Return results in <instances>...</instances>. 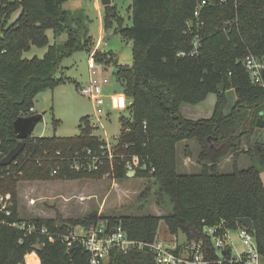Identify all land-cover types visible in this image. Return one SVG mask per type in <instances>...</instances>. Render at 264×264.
I'll list each match as a JSON object with an SVG mask.
<instances>
[{
  "label": "trees",
  "instance_id": "trees-1",
  "mask_svg": "<svg viewBox=\"0 0 264 264\" xmlns=\"http://www.w3.org/2000/svg\"><path fill=\"white\" fill-rule=\"evenodd\" d=\"M68 1L0 0V161L19 141L15 120L36 112L34 100L40 92L64 82L59 74L63 60L77 50L92 52L88 16L67 9ZM201 2L133 0L130 25H123L118 5L105 7V31L117 22L122 35L133 42L132 65H119L112 53L97 49L94 54L97 62L116 66L114 74L130 97L126 113L119 116L122 130L117 138L125 155H119L111 167L117 178H129L125 164L137 155L140 165L135 175L152 179L140 195L138 211L156 198L169 212L94 217L87 223L75 221L72 227L105 220L109 228L122 225L132 239L152 243L164 220L169 232L182 233L185 242L205 238L210 244L204 236L206 227L235 230L245 226L240 218L251 217L255 227L250 231L264 254V143L255 139L258 119H264V84L253 82L245 64L248 55L264 58V0H207L196 17ZM49 29L56 34L66 31L68 40L50 44ZM46 45L44 57L25 56L33 46ZM194 49L195 54H190ZM182 51L186 56L180 55ZM230 88L236 90L237 100L227 114ZM212 92L218 95L212 117L183 116L182 103H200ZM89 118H82L75 136L32 134L12 164H0V192L18 200L22 180L82 175L90 170H76L71 164L85 159L89 150L104 162L105 141L92 134ZM192 139L201 146L200 157L211 165L199 173H182L178 143ZM230 154L234 169L222 173L218 166ZM242 154L250 159L246 168L238 165ZM54 169L58 173L53 174ZM29 220L48 227L50 234L26 235L0 224V264H90L91 253L84 245H68L61 237L68 228L53 219ZM210 254L213 257L215 250ZM107 264L157 263L154 252L145 247L115 249Z\"/></svg>",
  "mask_w": 264,
  "mask_h": 264
},
{
  "label": "rangeland",
  "instance_id": "rangeland-1",
  "mask_svg": "<svg viewBox=\"0 0 264 264\" xmlns=\"http://www.w3.org/2000/svg\"><path fill=\"white\" fill-rule=\"evenodd\" d=\"M132 2L133 0H112V4L118 5V13L123 25H130L132 22ZM64 6L72 11L83 12L88 16L90 35L94 43L93 48H97L103 53L114 54L118 58L119 65L133 64V42L122 35L117 22L108 32L112 34V37L104 40L106 35L102 36V34L105 33V28L102 31V27L104 26L103 15L106 6L102 4L101 0H69ZM18 14L16 13L14 18ZM47 33L50 44H62L69 38L66 31L56 34L52 29H49ZM47 51L48 45L33 46L25 52V56L42 58ZM90 54L87 50H77L66 57L59 71V74L65 78L64 82L54 89L40 92L36 96L34 100L36 112L44 114L43 119L36 125L33 136L68 137L78 135L82 118L90 116L88 124L92 129V134L104 139L106 144L104 162L100 163L96 172L83 171L82 175L76 177H59L56 174L52 175L50 179L22 180L17 186L19 210L24 219L35 217L43 220L53 219L62 227L68 228V231L72 228L73 222L87 223L88 221L85 222V220L88 218L120 217L127 214H142L145 211L156 215H166L169 212L168 209L157 204L156 198L151 199L143 212L138 211L141 204L140 195L147 187L151 186L152 179L141 178L135 174L123 179L116 177L111 164L116 161L119 155L122 157L125 155L123 149L117 145V138L122 130L119 116L121 113H126L130 97L114 74L116 66L114 64L106 65L103 62L107 66L106 74L111 78V84L105 87L108 111L96 115L94 103L79 91V86L88 81ZM113 95H117L120 99V106L117 109L112 108ZM228 99H230L231 105L234 104L235 93H229ZM209 101L208 99L207 102H204L205 104L202 103L204 107L201 106L207 113L203 112L198 116L204 117L209 114ZM256 139L264 143V127L260 128ZM186 141L178 143V170L180 172L199 173L206 165H211L208 160L200 157L201 146L195 139L189 140L187 143ZM238 165L241 168H246L250 165V159L242 154L238 159ZM218 168L222 173L232 172L234 169L232 154L223 158ZM262 174L264 177V172ZM33 199L35 203L31 204L30 201ZM66 231L64 230L62 233H67ZM238 235L237 230L231 231V236L237 241V247L240 246L239 242L242 243ZM158 238L166 241L170 248H173L178 241L185 240L182 233L171 234L164 220L160 222ZM236 253L237 250L234 249L233 255Z\"/></svg>",
  "mask_w": 264,
  "mask_h": 264
},
{
  "label": "built area",
  "instance_id": "built-area-1",
  "mask_svg": "<svg viewBox=\"0 0 264 264\" xmlns=\"http://www.w3.org/2000/svg\"><path fill=\"white\" fill-rule=\"evenodd\" d=\"M207 3L202 0L195 10V16L201 14V7ZM198 37V36H197ZM196 37V38H197ZM197 40V39H196ZM195 44H197L195 42ZM97 48H93L88 60V81L86 84L79 86L82 95L91 99L95 105L96 115L104 114L107 109V98L105 95V87L111 84V78L106 74L107 67L102 62H97L95 52ZM194 49L190 54H195ZM186 52L182 51L180 55L186 56ZM246 67L250 71L251 78L254 83L264 84V58H258L255 55H248L245 60ZM120 106V99L117 95H113V109ZM34 111V108H31ZM30 115V114H29ZM28 116V115H22ZM131 129H127L130 131ZM129 145H126L128 147ZM101 148H104L101 146ZM103 157L105 152L103 151ZM102 156L96 155L91 150L85 159H77L71 164V168L80 170L87 168L90 171H97ZM12 164V163H11ZM140 159L137 155H133L131 160L125 164L128 173H136L139 167ZM53 174L58 173V169H54ZM31 204L35 200L30 201ZM17 213V214H16ZM17 215V217H16ZM0 224L8 225L13 228L24 231L26 235L33 234H50L48 227H39L36 222L24 219L19 210V198L15 200L9 194L0 192ZM239 232L240 246L237 247V241L231 236V231ZM235 230H221V226L206 227L204 236L208 237L210 244L205 238L193 239L191 241L179 242L170 248L166 241L156 238L152 243H146L134 240L126 233L122 225L109 228V224L105 220H99L90 225H77L70 228L68 233L61 235L67 241L68 245L79 242L84 245L91 253L90 264H107L111 251L117 249L128 252L130 249H144L150 247L154 252L157 264H264V254L260 251L258 243L250 231V228L243 226ZM215 250L212 257L211 250ZM236 249V255L233 250Z\"/></svg>",
  "mask_w": 264,
  "mask_h": 264
},
{
  "label": "water",
  "instance_id": "water-1",
  "mask_svg": "<svg viewBox=\"0 0 264 264\" xmlns=\"http://www.w3.org/2000/svg\"><path fill=\"white\" fill-rule=\"evenodd\" d=\"M102 4L107 6L112 4V0H101ZM110 37H112V34L107 33L104 37V40H108ZM264 76V72H263ZM224 89V86L222 87ZM42 112H35L28 116H20L18 117L14 122V130L15 133L19 139L18 143L10 149V151L5 155L1 161L0 164L2 166H8L11 163H13L18 156L23 152L27 139L33 134L34 129L36 125L43 119ZM258 127H264V119L259 118L257 122ZM133 172H129L128 175H133ZM242 224H244L246 227L250 229H254L255 224L251 217H242L239 220Z\"/></svg>",
  "mask_w": 264,
  "mask_h": 264
},
{
  "label": "crops",
  "instance_id": "crops-1",
  "mask_svg": "<svg viewBox=\"0 0 264 264\" xmlns=\"http://www.w3.org/2000/svg\"><path fill=\"white\" fill-rule=\"evenodd\" d=\"M102 31H104V26L102 27ZM108 33V32H107ZM106 33V31H105V33L104 34H102V36H104V35H106L107 34ZM229 93H235V102H234V104H230L231 102H230V99H228V104L226 105V109H225V112L227 113V114H229L231 111H232V109H233V107L235 106V103H236V100H237V94H236V90L234 89V88H230V89H228L227 91H226V95H227V98H228V94ZM211 96H214V97H211ZM212 98V99H211ZM210 100L209 102V105H208V113L209 114H207L206 116H204V117H202V116H198L200 113H203V112H205V113H207L206 111H204V108H202L201 106H203L204 107V105L202 104V103H204V102H207V100ZM234 99V98H233ZM232 99V100H233ZM217 100H218V95H217V93H214V92H212V93H210L208 96H207V98L205 99V100H203L202 102H200V103H197V104H191V103H187V102H184V103H182L181 104V107H180V110H181V112H182V114H183V116L184 117H186V118H189V119H194V120H197V119H202V118H210V117H212L213 116V114H214V112H215V109H216V104H217ZM205 104V103H204ZM206 104H208V103H206ZM202 117V118H201ZM260 130H258L257 131V133H256V138H257V135H258V132H259ZM255 138V139H256ZM261 142V141H260ZM186 143H187V141H186ZM185 143V144H186ZM263 143V142H262ZM40 261V260H39Z\"/></svg>",
  "mask_w": 264,
  "mask_h": 264
}]
</instances>
